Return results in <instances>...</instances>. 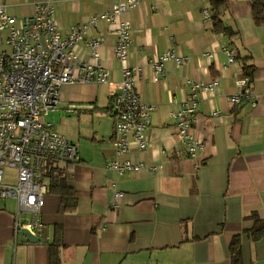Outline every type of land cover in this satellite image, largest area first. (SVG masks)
I'll use <instances>...</instances> for the list:
<instances>
[{
    "label": "crops",
    "instance_id": "crops-1",
    "mask_svg": "<svg viewBox=\"0 0 264 264\" xmlns=\"http://www.w3.org/2000/svg\"><path fill=\"white\" fill-rule=\"evenodd\" d=\"M35 1L0 0V5L22 24L33 13ZM53 1L56 26L63 35L112 2ZM225 1L223 23L237 36L232 45L259 71L251 83L252 96L238 104L231 101L238 92L234 76L241 60L224 67L221 49L230 40L204 18L208 0H141L123 15L131 22L127 63L140 68L133 75L135 89L154 107L146 147L132 148L122 158L142 165L122 173L108 168L116 158L112 131L91 136L60 131L78 145L79 160L47 161L44 184L49 176L59 175L73 189L76 203L66 207L59 194L46 191L39 209L45 227L38 236L43 241L30 242L20 240L12 224L30 213H18L16 199L0 195V264H49L53 247L59 264H231L230 240L236 234L242 264H264V222L256 221H264V24L252 19L250 0ZM89 37L103 38L99 64L120 81L121 64L113 51L116 36L107 22L87 26L76 45L82 62H92ZM167 49L180 55L182 63L166 60L164 77L153 81L149 61ZM206 50L211 57L202 55ZM213 78L219 80L216 89L196 96L191 132L204 148L190 159L177 142L171 112L191 95L190 82ZM106 89L97 81L66 84L46 119L57 129L54 118L77 115L80 122L100 109L113 123ZM71 105L72 114L65 111ZM115 192L123 196L113 208ZM252 229L261 233L259 238L249 235Z\"/></svg>",
    "mask_w": 264,
    "mask_h": 264
},
{
    "label": "built area",
    "instance_id": "built-area-1",
    "mask_svg": "<svg viewBox=\"0 0 264 264\" xmlns=\"http://www.w3.org/2000/svg\"><path fill=\"white\" fill-rule=\"evenodd\" d=\"M140 1L112 0L105 10L93 14L87 23L74 26L67 35L61 34L56 26L53 0H36L33 13L22 24L0 5V195L16 199L18 213L31 215L25 220L16 219L12 223L14 232L19 233L24 228L38 236L45 227L39 209L47 191L43 173L47 161L74 163L79 160L78 145L56 131L51 122L42 119L56 108L62 86L90 81L107 85L116 155L108 168L122 173L136 171L142 165L126 156L122 158L132 148L146 147L145 131L154 107L143 102L135 89L133 75L139 74L140 68L127 63L131 22L123 15L137 7ZM202 13L206 20L210 19L207 8ZM100 20L107 22L109 31L116 36L113 51L122 71L118 82L99 64L102 37L86 39L92 62H82L76 52V45L85 37L87 26H96ZM221 50L226 58L224 67L235 62V48L223 46ZM202 55L209 58L212 52L206 50ZM169 59L179 65L183 58L173 49H167L149 61L153 81L164 77V64ZM234 77L238 92L230 98L238 104L252 96V82L241 72ZM218 84V78L190 82L191 95L183 99L176 112H171L177 142L190 159L197 158L204 148L203 142L191 132L196 119L197 93L212 92ZM65 111L72 114L74 106H68ZM6 169H13L15 182H8ZM122 196V192H115L110 207L116 208Z\"/></svg>",
    "mask_w": 264,
    "mask_h": 264
},
{
    "label": "trees",
    "instance_id": "trees-1",
    "mask_svg": "<svg viewBox=\"0 0 264 264\" xmlns=\"http://www.w3.org/2000/svg\"><path fill=\"white\" fill-rule=\"evenodd\" d=\"M251 1V6H252V16L256 24H264V0H250ZM209 2V7H206L208 9V12L210 14V28L217 32L221 33L227 36V38L230 40V45H226L229 47H233L236 50V47L233 46L232 44L234 43L233 41L236 39V33L231 29L230 26L225 25L223 23L222 19V13L225 10V6H227L225 0H208ZM246 56H241L239 53L236 51V58L235 61L241 60L240 64V72L243 75L248 76L249 80L252 82L254 79L258 78L259 71L258 69L254 66L248 63L246 61ZM236 61V62H237ZM47 191H52L59 196L62 197V199L65 202V206H69V202H72V206L75 205L76 203V196L74 195L73 189L69 187L66 183H64V179L61 178L59 175H51L49 176L47 182ZM256 221H261L264 222L263 220L256 218ZM256 233V229H252L251 232H249V235L251 237H254V239H257L260 237L261 233ZM239 236L238 234L234 235L233 238L230 240V254L232 256L231 264H242V257H241V248H240V241H239ZM51 251H54L51 252ZM50 260L48 261L49 264H59L58 258L56 257V248H52L50 250ZM54 255V257H53Z\"/></svg>",
    "mask_w": 264,
    "mask_h": 264
},
{
    "label": "rangeland",
    "instance_id": "rangeland-1",
    "mask_svg": "<svg viewBox=\"0 0 264 264\" xmlns=\"http://www.w3.org/2000/svg\"><path fill=\"white\" fill-rule=\"evenodd\" d=\"M105 115L106 114L102 113V111L99 109L98 115H86L80 120V122H77V115H69L67 118H61V121L59 120V118H54V124H56L57 129L63 133L69 131H79L81 134L89 136L96 133L101 135L106 134L108 130L113 131L112 121L108 119L109 117L107 118V116ZM47 117L48 116L45 117L43 115L42 119L47 120ZM68 118L69 120H67ZM4 172L5 176L7 175L8 177V182H15V173L13 169H6Z\"/></svg>",
    "mask_w": 264,
    "mask_h": 264
},
{
    "label": "water",
    "instance_id": "water-1",
    "mask_svg": "<svg viewBox=\"0 0 264 264\" xmlns=\"http://www.w3.org/2000/svg\"><path fill=\"white\" fill-rule=\"evenodd\" d=\"M18 237L22 241H30V242L43 241L41 237L31 234L28 230L24 228H21L19 230Z\"/></svg>",
    "mask_w": 264,
    "mask_h": 264
}]
</instances>
